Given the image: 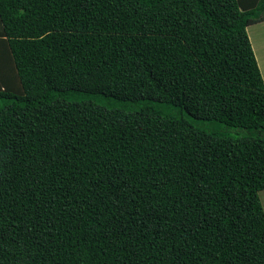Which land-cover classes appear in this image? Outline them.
<instances>
[{"label":"trees","instance_id":"16d2710c","mask_svg":"<svg viewBox=\"0 0 264 264\" xmlns=\"http://www.w3.org/2000/svg\"><path fill=\"white\" fill-rule=\"evenodd\" d=\"M264 0H0V264H264Z\"/></svg>","mask_w":264,"mask_h":264},{"label":"rangeland","instance_id":"374dc122","mask_svg":"<svg viewBox=\"0 0 264 264\" xmlns=\"http://www.w3.org/2000/svg\"><path fill=\"white\" fill-rule=\"evenodd\" d=\"M255 25L252 26V28H257L259 26H264V21L254 23ZM255 37L257 38L258 42L254 38V45H255V50H256V55H258L261 58H264V29L259 31L258 33L255 34ZM260 58V59H261ZM259 196L261 199V202L263 203L264 207V190H261L259 192Z\"/></svg>","mask_w":264,"mask_h":264},{"label":"crops","instance_id":"0c3cea01","mask_svg":"<svg viewBox=\"0 0 264 264\" xmlns=\"http://www.w3.org/2000/svg\"><path fill=\"white\" fill-rule=\"evenodd\" d=\"M253 25H255V24H253ZM253 25H250V26L247 27V33H248L249 40H250V43H251V46H252V49H253V52H254L258 67L260 69L263 82H264V58H261L258 55H256V50H255L256 47L254 45V38L258 42L257 38L255 37V34L258 33L259 31L263 30L264 26H259V27L254 29V28H252Z\"/></svg>","mask_w":264,"mask_h":264}]
</instances>
